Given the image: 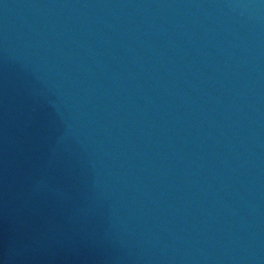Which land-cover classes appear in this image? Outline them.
Wrapping results in <instances>:
<instances>
[{
  "label": "water",
  "instance_id": "1",
  "mask_svg": "<svg viewBox=\"0 0 264 264\" xmlns=\"http://www.w3.org/2000/svg\"><path fill=\"white\" fill-rule=\"evenodd\" d=\"M0 264H264V0H0Z\"/></svg>",
  "mask_w": 264,
  "mask_h": 264
}]
</instances>
